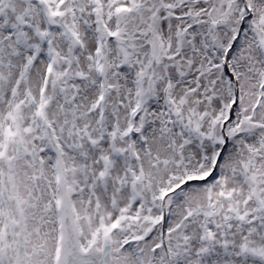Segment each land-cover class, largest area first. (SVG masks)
<instances>
[{"label":"snow or ice","instance_id":"snow-or-ice-1","mask_svg":"<svg viewBox=\"0 0 264 264\" xmlns=\"http://www.w3.org/2000/svg\"><path fill=\"white\" fill-rule=\"evenodd\" d=\"M0 264H264V0H0Z\"/></svg>","mask_w":264,"mask_h":264}]
</instances>
